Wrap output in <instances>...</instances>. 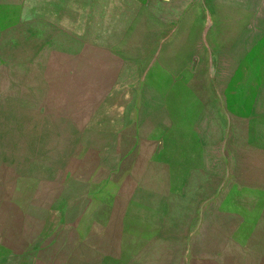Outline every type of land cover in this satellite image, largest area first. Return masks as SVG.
Wrapping results in <instances>:
<instances>
[{"label":"rangeland","instance_id":"1","mask_svg":"<svg viewBox=\"0 0 264 264\" xmlns=\"http://www.w3.org/2000/svg\"><path fill=\"white\" fill-rule=\"evenodd\" d=\"M264 0H0V264H264Z\"/></svg>","mask_w":264,"mask_h":264},{"label":"crops","instance_id":"2","mask_svg":"<svg viewBox=\"0 0 264 264\" xmlns=\"http://www.w3.org/2000/svg\"><path fill=\"white\" fill-rule=\"evenodd\" d=\"M262 22H264V21H262Z\"/></svg>","mask_w":264,"mask_h":264}]
</instances>
